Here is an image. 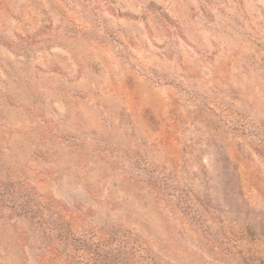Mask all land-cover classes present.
Segmentation results:
<instances>
[{"label":"rangeland","instance_id":"rangeland-1","mask_svg":"<svg viewBox=\"0 0 264 264\" xmlns=\"http://www.w3.org/2000/svg\"><path fill=\"white\" fill-rule=\"evenodd\" d=\"M0 264H264V0H0Z\"/></svg>","mask_w":264,"mask_h":264}]
</instances>
